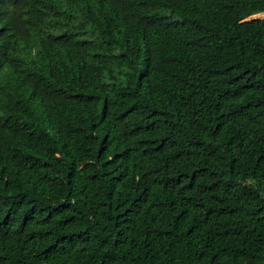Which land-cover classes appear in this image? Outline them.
<instances>
[{
  "label": "trees",
  "instance_id": "trees-1",
  "mask_svg": "<svg viewBox=\"0 0 264 264\" xmlns=\"http://www.w3.org/2000/svg\"><path fill=\"white\" fill-rule=\"evenodd\" d=\"M264 0H0V264H264Z\"/></svg>",
  "mask_w": 264,
  "mask_h": 264
},
{
  "label": "rangeland",
  "instance_id": "rangeland-1",
  "mask_svg": "<svg viewBox=\"0 0 264 264\" xmlns=\"http://www.w3.org/2000/svg\"><path fill=\"white\" fill-rule=\"evenodd\" d=\"M256 18H259V19L264 18V12H261V13L255 15V16H251L250 15L247 18H245L243 21H247V20H251V19H256Z\"/></svg>",
  "mask_w": 264,
  "mask_h": 264
}]
</instances>
